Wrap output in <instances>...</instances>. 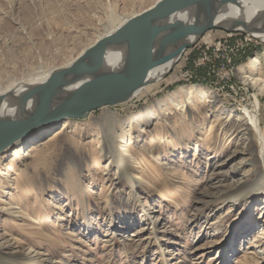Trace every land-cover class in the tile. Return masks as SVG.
<instances>
[{"label":"rangeland","instance_id":"rangeland-1","mask_svg":"<svg viewBox=\"0 0 264 264\" xmlns=\"http://www.w3.org/2000/svg\"><path fill=\"white\" fill-rule=\"evenodd\" d=\"M158 1L0 0V93L70 66ZM248 74L264 83V43L214 29L139 97L1 155L0 264H264V242L251 248L264 145L247 124L264 135V91ZM189 87L201 93L157 107Z\"/></svg>","mask_w":264,"mask_h":264},{"label":"water","instance_id":"water-1","mask_svg":"<svg viewBox=\"0 0 264 264\" xmlns=\"http://www.w3.org/2000/svg\"><path fill=\"white\" fill-rule=\"evenodd\" d=\"M215 2L160 0L97 42L69 68L55 70L45 83L27 88L20 98L24 118H0V156L42 126L85 120L97 110L132 101L139 88L152 85L143 79L147 63L154 57L174 48L183 53L214 29L253 36L250 31L235 26L225 28L214 21L201 24L194 35L188 31L167 37L160 34L170 18L181 14L208 13ZM190 37L192 39L188 40ZM112 53L119 54L117 60L110 59ZM82 76L91 78L90 85L59 99L68 85Z\"/></svg>","mask_w":264,"mask_h":264},{"label":"bare ground","instance_id":"bare-ground-1","mask_svg":"<svg viewBox=\"0 0 264 264\" xmlns=\"http://www.w3.org/2000/svg\"><path fill=\"white\" fill-rule=\"evenodd\" d=\"M158 2H160V0ZM210 21H214L215 24L223 26L225 28H230L235 26L237 29L250 31V33L255 38H257L262 43H264V0H216L213 8L208 13L206 12L196 15L181 14L170 18L168 22L164 25L160 34H162L163 37H167L169 35H172L173 33L182 34L183 32L188 31L189 33H192V35H194V33L196 32V28H198L201 24L208 23ZM190 39H192V37H190L188 40ZM95 45L96 44L92 45V47ZM183 53L180 52L178 48H174L170 50L168 53H165L158 57H154L152 60H150L147 63L143 80L152 82L151 86L163 81V79H165L170 74L171 70L180 60ZM118 56H119L118 53H112L110 59L115 61L118 59ZM72 64L70 66H72ZM260 65L262 64L259 61H257V59L251 62V68L253 69ZM70 66L66 68H69ZM52 73L50 72L45 73L43 77H40V79L38 80L32 81V83H27L25 85H20L18 87L15 86L3 93H0V118L1 117L10 118L12 120L23 119L24 114L22 112L21 104H20V98L22 93L29 87L37 86L45 83L50 78ZM90 79L91 78L88 76H82L77 79H74L68 85L66 90L59 96V99L62 100L65 97H67L70 93L88 87L90 85V81H91ZM245 80L246 82L252 83L256 89H260L264 91V83L260 82L259 79H255L253 76L251 77V75L248 74ZM143 91H144L143 88H139L136 94L134 95L133 99L139 97ZM197 93H201V91L198 90L197 87L182 88L180 89V91H176L173 93V95H170L168 99H166L165 101L159 103L157 107L162 110L164 105H167L168 103L170 104L178 103L179 99L181 98L184 99L186 98V100H190ZM145 113H148V115L150 116L151 114H155L156 107L153 106L148 108L147 112ZM257 119L258 118H253L250 121H247V124L251 129H254L256 131V134L260 137L261 142L264 145V135L260 130V125ZM58 125L59 124L42 126L41 128L34 131L31 135H29L27 138H25L23 141L20 142L21 143L19 146L20 151L24 155L28 156L29 155L28 150L31 149L32 144L37 142V140L41 136H43L52 128ZM18 155L19 152L16 151L15 154H13V156L16 157H18ZM9 157H12V152ZM2 159L3 158L1 157L0 167H1ZM258 161L264 163V148L262 149V152H260L259 155L255 156V159L251 162L257 163ZM256 172L257 171H255V173ZM260 182L264 185V170ZM254 227L255 225L252 226L250 230L254 229ZM261 242H264V233L262 232L259 233V235L255 236L252 242L253 247L251 248H256V249L259 248L258 243ZM259 249H260L258 251L259 255L264 256V246L260 247Z\"/></svg>","mask_w":264,"mask_h":264}]
</instances>
